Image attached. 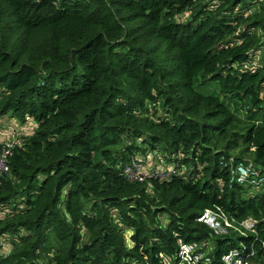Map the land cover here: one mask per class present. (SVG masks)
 Instances as JSON below:
<instances>
[{
    "label": "trees",
    "instance_id": "trees-1",
    "mask_svg": "<svg viewBox=\"0 0 264 264\" xmlns=\"http://www.w3.org/2000/svg\"><path fill=\"white\" fill-rule=\"evenodd\" d=\"M5 123L0 264H264V186L230 173L264 175V0H0Z\"/></svg>",
    "mask_w": 264,
    "mask_h": 264
},
{
    "label": "built area",
    "instance_id": "built-area-1",
    "mask_svg": "<svg viewBox=\"0 0 264 264\" xmlns=\"http://www.w3.org/2000/svg\"><path fill=\"white\" fill-rule=\"evenodd\" d=\"M15 145L16 142L13 141V144L6 146V148L4 147L3 150L0 151V184L1 180L10 172L8 160L12 155V150L14 149ZM163 170L153 171L151 169L149 171H146L139 161L134 160L131 165L126 168L125 175L131 182L143 183L148 179H159L164 181L170 179L174 174V171L172 169H166L165 171ZM230 173L231 181L234 184L247 187L264 186V175L260 174L256 167L252 164H245L243 162L235 164L232 162L230 166ZM200 221L209 224L219 232H226V230L234 227V225L221 211H206ZM256 223V221L250 219L246 222H243L241 226L244 229L249 230L250 232L256 233ZM196 248V245L182 247L181 262L179 264H200V257L203 258V256H195L193 254V251H195ZM206 263H209V260H206ZM165 264L171 263L166 262ZM224 264L255 263L244 262L242 258L238 257L236 253L232 252L225 258Z\"/></svg>",
    "mask_w": 264,
    "mask_h": 264
},
{
    "label": "rangeland",
    "instance_id": "rangeland-1",
    "mask_svg": "<svg viewBox=\"0 0 264 264\" xmlns=\"http://www.w3.org/2000/svg\"><path fill=\"white\" fill-rule=\"evenodd\" d=\"M201 91L203 93L214 94V95L220 96L219 88L216 85H213V84H210V85L202 87ZM14 124L15 123L9 125V123H8V125H7V123H5V126H4L5 130L0 134V146H1L0 147V151L3 150L4 147L6 148V146L13 144L14 139H13L12 135L15 133V131H14L15 130V125ZM13 128H14V130H13ZM31 128H32V123H30V122L27 123L26 125H24L23 128L22 127L20 128V127L16 126V129H18V130H22L23 129L24 135H28L30 133V131H31ZM149 159L152 160L153 157L150 156ZM151 164L152 163L150 162V164H149L150 168H151ZM149 165L148 164H146V165L142 164V166L144 167V169L146 171H149L150 168L148 169V167H147ZM258 191L261 192V191H263V189H260Z\"/></svg>",
    "mask_w": 264,
    "mask_h": 264
}]
</instances>
